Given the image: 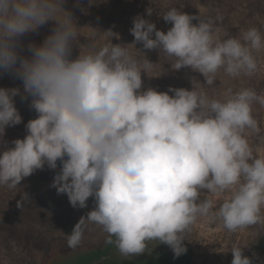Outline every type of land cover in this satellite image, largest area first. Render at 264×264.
Wrapping results in <instances>:
<instances>
[{"label":"clouds","instance_id":"obj_1","mask_svg":"<svg viewBox=\"0 0 264 264\" xmlns=\"http://www.w3.org/2000/svg\"><path fill=\"white\" fill-rule=\"evenodd\" d=\"M65 2L0 0V73L23 87L0 88V186L15 189L37 170L59 168L50 185L57 194L73 208H86L89 198L94 203L65 235L68 246L78 247L88 225H97L122 256H139L158 241L179 257L201 217L229 232L264 225V155L249 142L257 134L264 143L253 111L255 104L264 107V94L229 88L212 98L204 90L221 71L255 75L264 34L251 27L222 38L220 15L201 19L172 7L161 15L171 24L166 32L137 15L132 43L113 44L117 34L108 29L97 47L80 43L81 27ZM49 21L51 33L39 45L28 43L23 55L21 37ZM137 43L174 58V70L190 68L204 83L193 79L200 87L191 90L143 88L142 73L148 76L156 63ZM17 96L30 98L36 117L25 124L23 139L9 142L6 128L22 122ZM230 251L231 264H253L244 248Z\"/></svg>","mask_w":264,"mask_h":264},{"label":"rangeland","instance_id":"obj_2","mask_svg":"<svg viewBox=\"0 0 264 264\" xmlns=\"http://www.w3.org/2000/svg\"><path fill=\"white\" fill-rule=\"evenodd\" d=\"M62 7L72 13L77 26L81 27L80 43L97 47L105 42L101 32L108 29L117 34L112 38L113 44L132 43L134 38L129 29L137 15L149 19L158 30L166 32L171 24L166 23L161 15L172 7L198 15L201 19L220 15L222 20L217 22L216 27L222 38L226 33L236 36L251 27L264 34V0H66ZM147 9L152 12L150 17L146 15ZM92 14L97 15L99 20L92 18ZM54 27L55 23L49 21L36 32L21 37L25 46L22 54L28 56L27 44H41ZM135 47L148 60L156 63L148 76L142 73L143 88L191 90L193 85L200 87L196 81L204 83L203 77L190 68L174 70V58L159 53L158 49L148 51L139 43ZM130 50L137 59H143L142 53ZM77 54L78 49L74 47L73 57ZM258 63L260 70L252 77L231 78L221 71L215 85L204 90L212 98H220L229 88L234 91L253 88L258 94H264V51L258 54ZM0 83L6 88L19 87L23 91L22 81L10 74L0 73ZM25 100L26 120L22 119L21 124L14 128L7 127L15 129L16 135L20 132L21 139L26 134L25 124L36 117L30 108V98ZM253 111L260 122V135H264V107L255 104ZM3 139L14 140L7 131ZM249 142L256 155H264V143L260 142L257 134L250 135ZM56 171L59 168L55 171L47 167L37 170L15 189L0 186V264H231L230 250L233 246L244 248V255L251 258L253 264H264V225L229 232L220 221L204 217L192 225L184 241L187 251L179 257H174L172 250L158 241L149 242L145 253L139 256H122L114 244L106 243L107 234L99 226L91 224L81 244L70 248L65 235L70 234L78 220L92 210L94 203L89 198L86 208L71 207L67 196L58 195L56 189L50 186Z\"/></svg>","mask_w":264,"mask_h":264},{"label":"trees","instance_id":"obj_3","mask_svg":"<svg viewBox=\"0 0 264 264\" xmlns=\"http://www.w3.org/2000/svg\"><path fill=\"white\" fill-rule=\"evenodd\" d=\"M92 18L99 20V19H98V16H97V15H94V14H92ZM103 18H104V17H103ZM0 88H6V86L3 85L2 83H0ZM14 100H15V106H16V108L18 109V111H19V113H20L22 119H23V120H26V118H27V109H26V105H25L26 100H25V99L22 100V99L20 98V96L15 97ZM12 128H14V126H13ZM12 128H11V129H12ZM11 129H10V128H6V130H5V131H7V133L9 132V133L11 134V140H12L13 138H14V139H17V138H20V139H21V134H20V132H18L17 135H16V134H15V129H13V130H11ZM22 136H23V135H22ZM258 248H259V247H258Z\"/></svg>","mask_w":264,"mask_h":264}]
</instances>
